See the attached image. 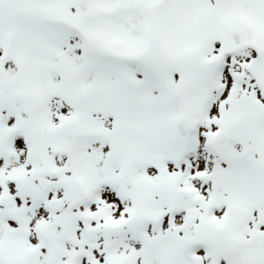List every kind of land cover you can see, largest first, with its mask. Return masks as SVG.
I'll return each mask as SVG.
<instances>
[{"label": "snow or ice", "instance_id": "snow-or-ice-1", "mask_svg": "<svg viewBox=\"0 0 264 264\" xmlns=\"http://www.w3.org/2000/svg\"><path fill=\"white\" fill-rule=\"evenodd\" d=\"M0 264H264V0H0Z\"/></svg>", "mask_w": 264, "mask_h": 264}]
</instances>
